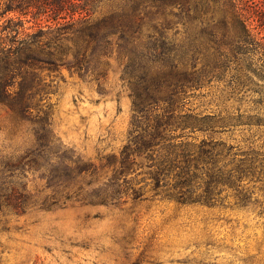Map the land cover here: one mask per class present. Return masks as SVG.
<instances>
[{
	"label": "trees",
	"instance_id": "16d2710c",
	"mask_svg": "<svg viewBox=\"0 0 264 264\" xmlns=\"http://www.w3.org/2000/svg\"><path fill=\"white\" fill-rule=\"evenodd\" d=\"M112 56L130 118L118 154L95 166L54 136L48 94L62 70L103 90ZM0 108L33 137L0 161V211L23 213L25 172L43 169L67 190L45 209L129 194L264 214V0H0Z\"/></svg>",
	"mask_w": 264,
	"mask_h": 264
},
{
	"label": "rangeland",
	"instance_id": "374dc122",
	"mask_svg": "<svg viewBox=\"0 0 264 264\" xmlns=\"http://www.w3.org/2000/svg\"><path fill=\"white\" fill-rule=\"evenodd\" d=\"M119 75L112 56L103 90L62 70L48 94L54 136L95 166L124 143L130 98ZM211 90L204 101L214 109L218 93ZM32 141L28 124H14L0 108V161L20 156ZM23 182L31 195L25 211H0V264H264V214L251 207L179 206L164 197L134 204L123 194L118 207L73 198L45 209L39 204L47 195L67 190L48 186L43 169L27 170Z\"/></svg>",
	"mask_w": 264,
	"mask_h": 264
}]
</instances>
